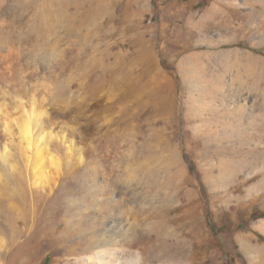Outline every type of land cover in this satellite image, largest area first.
Listing matches in <instances>:
<instances>
[{
	"label": "rangeland",
	"instance_id": "374dc122",
	"mask_svg": "<svg viewBox=\"0 0 264 264\" xmlns=\"http://www.w3.org/2000/svg\"><path fill=\"white\" fill-rule=\"evenodd\" d=\"M30 95L61 169L7 119L0 264H264V0H0V105Z\"/></svg>",
	"mask_w": 264,
	"mask_h": 264
},
{
	"label": "bare ground",
	"instance_id": "6f19581e",
	"mask_svg": "<svg viewBox=\"0 0 264 264\" xmlns=\"http://www.w3.org/2000/svg\"><path fill=\"white\" fill-rule=\"evenodd\" d=\"M34 95L33 96L30 95L31 98L27 101L23 100L24 98L17 100L16 104L11 106V108L8 107L5 108L4 106L0 105V115L5 117L3 123H1L0 128L2 129L3 127V129L10 134L11 130L8 121L9 118L10 119L13 118L14 122H16L19 128L18 130H19V138L21 143V153L23 154L25 159H28V161L25 160L28 162L27 165L34 164L35 168L37 169L38 174L36 175L34 182L39 184V182L44 180L49 181V177H50L49 174L53 170H55V172L56 171L58 172L60 171L59 169L61 168L57 155L53 153L48 147V138H51L53 134L51 132H48L46 130V127L45 128H43V126L42 128L39 127L40 119L42 115L45 113L44 112L45 110L43 111L42 108L40 110L38 109V99L35 97L36 95L35 96ZM5 143L2 146V148H4V152L2 154H1L2 148H0V158L6 162L7 160L5 159L8 151H7V144ZM15 166L16 165H12V168ZM48 213L49 214H47L48 215L47 220H49L50 223H54L55 221H57L56 217L60 214V206L49 207ZM109 238L101 237L95 240L94 237L93 238L91 237L88 240V242L86 241V243H84L86 246L83 248V250L95 249L96 251L95 257L97 259V264H137L138 263V259L136 257L134 258L132 252L125 249L119 250V247L117 249L115 247V245H117L116 242L111 238L110 239ZM84 244L82 246H84ZM168 245L167 243L166 244L164 243L161 247H157V248L153 247V249L150 251L151 255L149 254L150 256H148L149 260L161 261L164 260L165 256L171 257L172 259H174V261L177 258L179 259L183 258L182 252L173 250L174 247L170 245L171 246L170 253H172L171 255L168 250ZM109 246H114V249L109 250ZM3 247L4 244L2 241H0V249H2ZM246 247L248 251L252 253V255H258L260 257H264V251L260 250L257 246H254L253 244H247ZM172 250L176 252L173 253ZM88 260L90 259L82 258L84 264H88L89 262Z\"/></svg>",
	"mask_w": 264,
	"mask_h": 264
}]
</instances>
